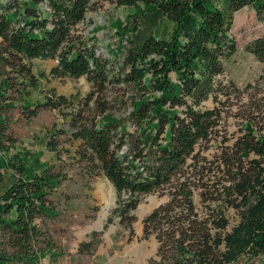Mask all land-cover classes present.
<instances>
[{
  "label": "trees",
  "instance_id": "16d2710c",
  "mask_svg": "<svg viewBox=\"0 0 264 264\" xmlns=\"http://www.w3.org/2000/svg\"><path fill=\"white\" fill-rule=\"evenodd\" d=\"M107 1L134 10L126 27L118 23L126 41L118 77L79 34L94 0H0V264H39L52 252V244L40 246L38 221L57 216L49 197L64 180L38 160L34 168L9 164L6 184L17 102L29 119L42 109L65 117L81 142V161L115 188L122 223H131L146 196L168 198L143 221V238L158 243L145 264L264 263V108H247L237 136L219 142L227 109L219 106L238 90L222 80L238 52L234 18L249 7L264 28V0ZM246 50L264 71V32ZM33 60L57 61L54 78H86L90 93L74 102L52 89L44 103H32L31 91L46 78L35 75ZM115 84L134 93L132 133L114 115L108 92ZM209 101L214 107L203 109ZM56 136L47 147L61 155ZM213 142L217 150L207 157ZM89 251V243L81 245V254Z\"/></svg>",
  "mask_w": 264,
  "mask_h": 264
},
{
  "label": "rangeland",
  "instance_id": "374dc122",
  "mask_svg": "<svg viewBox=\"0 0 264 264\" xmlns=\"http://www.w3.org/2000/svg\"><path fill=\"white\" fill-rule=\"evenodd\" d=\"M132 14L133 9L121 7L115 2L94 0L85 22L78 27L80 35L92 40L97 55L110 62L114 77L121 73L122 56L118 50L123 44L126 45L118 33V23L126 27V21ZM263 32V25L254 9L247 7L235 15L232 34L237 41L238 52L222 80L225 85L234 83L238 90L229 103L219 106L227 108L223 113L224 128L221 132L224 139L219 142L237 136L244 124L239 116L247 113V108H264V71L256 58L246 50L247 45ZM56 65L57 61L53 60L32 61L35 75L38 78H41V74L46 76L41 78L40 87L31 91L32 103H44L52 89L74 102L90 93L91 84L86 78H54L51 70ZM133 94L131 88L117 84L112 85L108 92L110 102L117 108L114 115L125 121L131 133L135 131V125L128 120V114L133 108ZM21 106V102H17L10 114V140L6 141L7 152L4 154L8 170L4 174L6 184L13 178L9 164L28 163L34 168L38 160L55 167L64 178L60 187L49 197L57 216L38 221L43 232L40 246L48 250L52 244V252H46L39 264H145L156 257L158 243L153 236L147 240L143 238V221L156 208L168 202V198L146 196L132 213L131 223H122L114 213L117 207L115 188L102 173L93 172L86 162L81 161V142L73 139L65 117L57 110L42 109L36 118L29 119L27 111ZM213 107L212 101L203 105V109ZM254 115L262 125L263 114L256 112ZM54 134H57L55 140L61 155H55L47 147ZM217 144L213 142L209 145V150L205 152L207 157L216 152ZM84 243H89L90 251L87 254L80 253ZM244 264L264 263L246 261Z\"/></svg>",
  "mask_w": 264,
  "mask_h": 264
},
{
  "label": "crops",
  "instance_id": "0c3cea01",
  "mask_svg": "<svg viewBox=\"0 0 264 264\" xmlns=\"http://www.w3.org/2000/svg\"><path fill=\"white\" fill-rule=\"evenodd\" d=\"M107 179V178H106Z\"/></svg>",
  "mask_w": 264,
  "mask_h": 264
}]
</instances>
